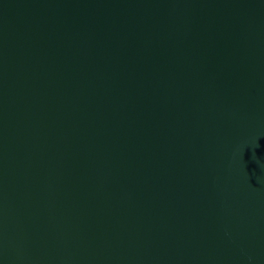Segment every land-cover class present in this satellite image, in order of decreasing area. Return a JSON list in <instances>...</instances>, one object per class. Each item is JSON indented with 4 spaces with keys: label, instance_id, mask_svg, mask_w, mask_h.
<instances>
[{
    "label": "water",
    "instance_id": "obj_1",
    "mask_svg": "<svg viewBox=\"0 0 264 264\" xmlns=\"http://www.w3.org/2000/svg\"><path fill=\"white\" fill-rule=\"evenodd\" d=\"M0 264H264V0H0Z\"/></svg>",
    "mask_w": 264,
    "mask_h": 264
}]
</instances>
